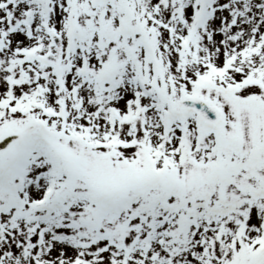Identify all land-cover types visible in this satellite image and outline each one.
<instances>
[{"label":"snow or ice","instance_id":"6c2138e0","mask_svg":"<svg viewBox=\"0 0 264 264\" xmlns=\"http://www.w3.org/2000/svg\"><path fill=\"white\" fill-rule=\"evenodd\" d=\"M0 264H264V0H0Z\"/></svg>","mask_w":264,"mask_h":264}]
</instances>
